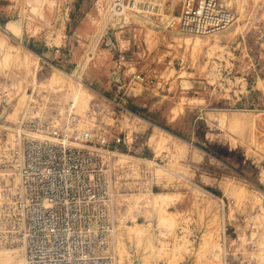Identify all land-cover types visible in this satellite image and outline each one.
<instances>
[{
	"label": "rangeland",
	"instance_id": "1",
	"mask_svg": "<svg viewBox=\"0 0 264 264\" xmlns=\"http://www.w3.org/2000/svg\"><path fill=\"white\" fill-rule=\"evenodd\" d=\"M114 1L0 0V223L25 142L85 131L125 182L118 264H264V0H221L234 21L206 35L180 0Z\"/></svg>",
	"mask_w": 264,
	"mask_h": 264
},
{
	"label": "built area",
	"instance_id": "2",
	"mask_svg": "<svg viewBox=\"0 0 264 264\" xmlns=\"http://www.w3.org/2000/svg\"><path fill=\"white\" fill-rule=\"evenodd\" d=\"M180 2L183 33L206 35L235 18L221 0ZM139 3L115 0L111 10L124 14ZM144 8L152 14L155 6ZM69 138L54 130L25 142L18 160L21 182L6 208L7 218L19 222L0 223V249L18 245L25 264H118L109 139L85 131L75 136L78 145Z\"/></svg>",
	"mask_w": 264,
	"mask_h": 264
},
{
	"label": "crops",
	"instance_id": "3",
	"mask_svg": "<svg viewBox=\"0 0 264 264\" xmlns=\"http://www.w3.org/2000/svg\"><path fill=\"white\" fill-rule=\"evenodd\" d=\"M124 183L123 181L121 180L119 181L118 179L116 181L115 189L113 190L114 191L113 216H114L116 223L121 222L124 217L123 210L125 209L126 202L124 201V198H123L124 193L121 192V186L123 187ZM117 238H115V240H117Z\"/></svg>",
	"mask_w": 264,
	"mask_h": 264
},
{
	"label": "bare ground",
	"instance_id": "4",
	"mask_svg": "<svg viewBox=\"0 0 264 264\" xmlns=\"http://www.w3.org/2000/svg\"><path fill=\"white\" fill-rule=\"evenodd\" d=\"M78 92H80V91H78Z\"/></svg>",
	"mask_w": 264,
	"mask_h": 264
},
{
	"label": "trees",
	"instance_id": "5",
	"mask_svg": "<svg viewBox=\"0 0 264 264\" xmlns=\"http://www.w3.org/2000/svg\"><path fill=\"white\" fill-rule=\"evenodd\" d=\"M135 111V110H134Z\"/></svg>",
	"mask_w": 264,
	"mask_h": 264
}]
</instances>
